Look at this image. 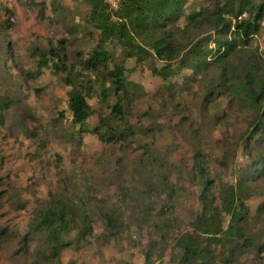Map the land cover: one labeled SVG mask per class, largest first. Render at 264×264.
Instances as JSON below:
<instances>
[{"label": "rangeland", "instance_id": "1", "mask_svg": "<svg viewBox=\"0 0 264 264\" xmlns=\"http://www.w3.org/2000/svg\"><path fill=\"white\" fill-rule=\"evenodd\" d=\"M113 1L106 0L111 10ZM214 1L188 0L185 17L211 9ZM88 14L89 6L81 0H0V102L7 105L0 110V233L5 231L0 264H42L38 253L46 249L40 235L31 236L29 251L22 237L36 211L67 202L74 185L84 186L87 190L81 191L92 200L93 233L79 238L86 224L70 208L72 223L64 235L71 246L62 252V264H145L146 255L154 264H183L175 242L181 235H194L190 222L200 211L196 152L204 154L218 197L222 184H234L250 163L242 137L251 117L227 110L226 102H219V116L204 111L202 89L184 81L191 74L187 69L174 64L176 72L170 71L165 84L150 70L162 63L153 59L150 65L136 66L135 59H125L127 79L143 89L126 110L127 126L134 132L127 144L101 143L89 131L98 126V114L107 116L109 110L100 103L101 82L82 70L98 40V32L86 22ZM253 45L264 50V22ZM107 47L122 56L118 45ZM51 49L61 59L58 67L49 56ZM44 55L50 61L38 75ZM67 76L82 85L94 111L81 136L68 111L72 87L64 82ZM115 102L110 94L108 104ZM147 146L152 165H140ZM251 192L243 227L254 247L233 254L232 244H209L210 264H224L223 258L229 264H264V213L259 212L264 178L253 183ZM109 210L117 221L114 233L103 217ZM222 222L226 229L229 219L223 216Z\"/></svg>", "mask_w": 264, "mask_h": 264}, {"label": "trees", "instance_id": "2", "mask_svg": "<svg viewBox=\"0 0 264 264\" xmlns=\"http://www.w3.org/2000/svg\"><path fill=\"white\" fill-rule=\"evenodd\" d=\"M81 1L89 6L86 22L98 32L97 44L83 60L82 70L101 82L100 103L109 110L107 116L98 114V126L89 131L101 143L121 142L124 145L128 135L134 132L132 126H127L126 110L143 94V89L127 79L129 69L125 59H135L136 66L150 65L153 59L162 63L160 67L152 64L150 70L165 84L176 72L172 71L174 64L187 69L191 74L184 81L196 82L202 89L204 111L211 110L217 116L216 110L221 108L219 102H226L227 110L248 113L251 117L247 133L242 137L243 150L250 163L234 184H222L218 197L212 191L214 181L210 178L204 154L196 152L194 177L201 188L200 211L190 222L194 235H181L175 246L182 251L183 264H210L209 244L222 248L232 244L230 253L233 254L238 248L254 247V242L246 238L243 225L250 214L246 200L252 195L251 186L258 178H264V50L253 45L263 29L264 1L215 0L211 9L194 10L186 17L184 7L188 0H120L117 10H111L106 0ZM184 17L185 24L180 25ZM8 23V20L4 22ZM111 43L120 47L122 56L117 57L108 49ZM48 53L58 67L59 54L54 49ZM47 56L44 55L37 66L38 75L48 67ZM64 82L72 87L68 111L81 136L94 111L80 83L73 82L72 76L65 77ZM110 94L116 97L113 105L108 104ZM6 106L0 102V110ZM144 150L146 156L138 161L139 164L146 165L150 161L152 165L154 157L149 146ZM82 189L87 190L84 186ZM82 189L74 185L68 191L72 197L67 202L60 201L37 210L28 232L22 237L29 251L31 236L40 235L41 246L46 249L44 254L38 253L42 264H62V252L71 246L64 235L72 223L70 208L72 215L80 214L86 224L79 238L93 233L89 214L92 200ZM259 212L264 213V208H259ZM223 216L229 219L226 229ZM103 217L114 233L117 227L114 214L109 210ZM4 233L2 230L0 235ZM241 239H244L242 243ZM223 262L229 264L230 260L223 258ZM145 264H154L148 255Z\"/></svg>", "mask_w": 264, "mask_h": 264}, {"label": "built area", "instance_id": "3", "mask_svg": "<svg viewBox=\"0 0 264 264\" xmlns=\"http://www.w3.org/2000/svg\"><path fill=\"white\" fill-rule=\"evenodd\" d=\"M119 1H120V0H117V1L114 0V1L112 2L111 7H112L113 10H117V9H118Z\"/></svg>", "mask_w": 264, "mask_h": 264}]
</instances>
